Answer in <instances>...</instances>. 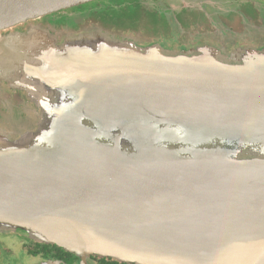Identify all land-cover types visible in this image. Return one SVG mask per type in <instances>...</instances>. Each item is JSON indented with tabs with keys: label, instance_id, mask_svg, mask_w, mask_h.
I'll return each instance as SVG.
<instances>
[{
	"label": "water",
	"instance_id": "obj_1",
	"mask_svg": "<svg viewBox=\"0 0 264 264\" xmlns=\"http://www.w3.org/2000/svg\"><path fill=\"white\" fill-rule=\"evenodd\" d=\"M91 1L0 0V77L64 102L0 143V229L81 264H264V51L49 54L4 33Z\"/></svg>",
	"mask_w": 264,
	"mask_h": 264
},
{
	"label": "flooded vegetation",
	"instance_id": "obj_2",
	"mask_svg": "<svg viewBox=\"0 0 264 264\" xmlns=\"http://www.w3.org/2000/svg\"><path fill=\"white\" fill-rule=\"evenodd\" d=\"M4 33L21 39L36 35V39L44 40L42 46H34L36 50L49 54L56 52L50 49L91 54L210 48L231 56L239 51H264V0H95L48 13ZM63 103L58 91L29 76L0 77V143H12L39 132L55 118V109ZM0 232L13 234L2 229ZM16 236L22 254L31 257L30 264L82 262L80 256L56 245ZM1 251L6 257L15 255L5 243L0 245V257ZM86 262L135 264L95 254L88 255Z\"/></svg>",
	"mask_w": 264,
	"mask_h": 264
},
{
	"label": "rangeland",
	"instance_id": "obj_3",
	"mask_svg": "<svg viewBox=\"0 0 264 264\" xmlns=\"http://www.w3.org/2000/svg\"><path fill=\"white\" fill-rule=\"evenodd\" d=\"M199 51H202V49L195 50L193 53L199 52ZM205 51H212V52H210V54H213V55L219 54L218 51H214L213 49H210V48H204L203 52H205ZM218 58H219V55H218ZM60 109H61V107L59 106L57 109H55L56 110L55 113H58V111ZM53 120L54 119L49 120L48 123L41 130L50 127ZM168 135L171 137V132H168ZM187 138H190V137L187 136ZM22 140L23 139H18L12 143H18L19 144V143H21L20 141H22ZM188 142H189L188 145H190V146L194 145V143L192 141L191 142L188 141ZM21 146H23V145H21ZM245 152H247V151L242 152V154H244ZM16 234H18L19 236L20 235L24 236L20 233H16ZM16 234H15V232H13V234H9L8 232L7 233L0 232V245L3 246L5 243V245L10 246L14 250V254H15L13 256H7L6 257V255H4V253H3V251H1L2 255L0 257V264H30L31 257L22 254V250L20 249V242H19ZM17 244H19V246H17Z\"/></svg>",
	"mask_w": 264,
	"mask_h": 264
},
{
	"label": "trees",
	"instance_id": "obj_4",
	"mask_svg": "<svg viewBox=\"0 0 264 264\" xmlns=\"http://www.w3.org/2000/svg\"><path fill=\"white\" fill-rule=\"evenodd\" d=\"M47 248H49V249H52V250H55V251H60V252H63V253H65L64 251H63V249H60V248H57V247H55V246H47ZM51 251V250H50ZM47 253V252H46Z\"/></svg>",
	"mask_w": 264,
	"mask_h": 264
}]
</instances>
